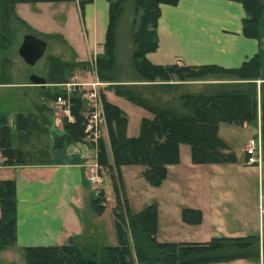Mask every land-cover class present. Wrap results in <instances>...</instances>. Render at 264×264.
Wrapping results in <instances>:
<instances>
[{
	"label": "trees",
	"instance_id": "1",
	"mask_svg": "<svg viewBox=\"0 0 264 264\" xmlns=\"http://www.w3.org/2000/svg\"><path fill=\"white\" fill-rule=\"evenodd\" d=\"M2 1V2H1ZM0 1V52L11 45V14L18 2L74 1V0H1ZM109 3L108 25L103 51L95 56L97 77L101 81H117V28L128 0H107ZM244 5L246 16L243 19V33L248 37L262 36L264 2L262 0H237ZM81 4L84 1H80ZM178 0H134L132 19L131 55L132 67L144 81H165L197 79L215 73H230L250 80L254 93L239 89L220 90L211 94H186L184 107L187 112H176L171 108L160 107L136 94L130 85L115 84L114 91L152 112V117H143L138 136L127 134V115L117 104L102 94L106 128L111 147L110 160L104 138L96 147V162L100 172L105 167L111 172V179L117 199L113 207L117 245H104L100 253L91 245L78 246L73 240L64 244L28 245L21 248L26 264H207L228 262L236 259H260L264 233L244 236L213 235L207 241H159L157 239L158 203L153 202L139 212L132 213L123 192L124 184L121 167L127 164H140L144 167L143 176L153 186H159L167 176L168 166L180 162L179 146L189 144L194 163H223L235 161L236 153L220 137V122L243 124L257 117V86L260 77L259 55L245 60L240 66L226 68L217 64H155L147 53L158 47L157 25L160 5L176 4ZM139 16V18H137ZM48 87L42 89L47 100H55L60 88L51 87L68 80L69 73L76 63L58 56L49 55ZM78 65H87L82 62ZM264 82L262 83V86ZM256 89V90H255ZM83 90L71 94V114L74 120L62 117V131L54 136L47 147L25 149L33 130L49 132V119L41 121L31 113L18 112L15 126L8 123L7 116L0 113V153L3 164L21 165L28 163H49L53 151L66 144L82 142L85 135L87 112ZM43 109L44 104H40ZM262 113V152L264 161V99ZM94 146V145H93ZM264 189V182H263ZM105 192L99 190L90 198V207L101 214L105 207ZM182 220L199 224L202 220L200 209L183 207ZM17 199L16 181L13 178L0 179V251L16 243ZM131 240V244H130ZM134 254L133 255V251Z\"/></svg>",
	"mask_w": 264,
	"mask_h": 264
},
{
	"label": "crops",
	"instance_id": "2",
	"mask_svg": "<svg viewBox=\"0 0 264 264\" xmlns=\"http://www.w3.org/2000/svg\"><path fill=\"white\" fill-rule=\"evenodd\" d=\"M80 1L82 0H74L72 3H75L81 12L79 15L86 31L89 61L103 49L109 19V4L107 0H83V4ZM129 2L133 6L134 0L125 3L123 14ZM160 10L157 25L158 47L147 53L151 62L162 65L217 64L234 68L258 54L260 77L256 83L260 102L261 86L264 82V38L244 35L243 19L246 11L241 2L178 0L174 5L161 4ZM15 14L14 19L22 22L31 21L29 19L37 21L33 12L27 13L23 8L16 10ZM131 42L128 48L129 55L132 50ZM122 43L119 36L116 58ZM119 68L117 59V70ZM93 73L92 78L87 76L82 78L77 73L76 75L79 80L86 78L89 79L87 81H91L97 79L94 69ZM118 81L129 84L125 78H118ZM215 83L220 81L186 82L185 85L196 84L204 88L205 85L211 86ZM30 84H32L31 80L18 83L24 88ZM134 84L135 82H132L131 85ZM49 85L53 84L49 83ZM49 85L43 86L42 89ZM115 95L118 94L106 87L105 96L109 101L114 102L112 96ZM152 116L153 114L149 117ZM261 119L259 103L258 118L253 122L244 124L220 122L218 133L235 151V161L194 163L189 144L181 143L180 163L168 166L166 179L170 176L178 179L176 175L179 173L178 168H181L179 178L187 183L186 190L188 189L192 196L185 204L178 207L180 212L183 207L200 209L202 212V220L197 224L198 228H201L198 229L201 235L198 241L208 240L212 235L244 236L258 233L262 236L264 233V161L260 165L245 163L246 147L252 142L262 145ZM55 124L62 127L57 120ZM105 132L107 134V130H104ZM127 134L131 136L128 132ZM109 148L110 152L108 149L107 151L112 161L110 143ZM96 156V148L82 141L57 148L53 151L49 163L0 165V168H5L7 171L5 175H0V179H15L17 199L16 243L0 251V258L11 248L22 252L21 248L24 246L64 244L69 240H73L81 247L88 245L96 246L98 249L103 247L100 244L102 242L96 238L97 233L100 232L96 225L98 221L92 217L101 214H97L90 207V198L97 192L94 190L93 193V187L87 176L90 165L96 162ZM226 193L229 196H224ZM82 211H87L90 223L83 221ZM245 261L236 259L219 264H245ZM257 262L264 264V245L261 246L260 259Z\"/></svg>",
	"mask_w": 264,
	"mask_h": 264
},
{
	"label": "rangeland",
	"instance_id": "3",
	"mask_svg": "<svg viewBox=\"0 0 264 264\" xmlns=\"http://www.w3.org/2000/svg\"><path fill=\"white\" fill-rule=\"evenodd\" d=\"M262 1L264 2V0ZM22 8L26 10L27 13L33 12L37 21L29 19L32 22H22V20H16V18L14 19V15H16L15 11L18 9L22 10ZM133 8L134 3L133 6H131L129 2V4L126 5V10L123 14L121 24L119 21L117 28V41L120 36L123 42L119 46L117 52V59L120 64V68L115 72L117 81H102L104 85L101 86V92L104 95L106 87L111 88L114 91L115 84H124L119 82L118 78H125L126 81L128 80L127 83H129L126 85H130L136 94L144 97L149 102L160 107L171 108L176 112L185 113L187 112V109L184 107L183 96L186 94H211L220 90L234 89L246 91L250 94L254 93L250 80L240 78L230 73H215L197 79H187L182 81L172 80L169 82H152L140 79L132 67L131 59L133 51V43L131 42L133 30ZM79 13H81L80 10L77 8L75 3H72V1H40L38 3L24 2L23 4L18 2L14 5L12 12L13 16L11 17L10 24L13 32L12 42L8 49L0 52V113L7 116L8 123L12 127L15 126V115L18 112L26 114L31 113L36 119L38 118L39 121H41L43 117H48L50 122L48 126L49 132L47 133L33 130V133L28 138V141L23 144V148L25 149L32 150L49 146L54 136H58V134L62 131V127L56 125L55 122L57 120V123L62 126L63 114L53 100H47L43 95L41 90L45 85L32 83L24 88L23 86L18 85V83L29 81L31 75L33 74L44 77L47 82V73L49 69L47 57L49 55H55L61 57L62 59L72 60L76 63L77 66L69 73L68 80L79 81L78 76L82 78L86 76L92 78L94 76L93 69H91V65L94 63V60L92 58L88 61L90 52L87 45L88 42L85 37L86 31ZM137 18H139V16H137ZM261 26L262 36H264V18ZM39 29L41 31H39ZM32 33L41 36L47 41V48L44 55L40 57L34 65L28 64L19 54V48L25 35ZM130 42L132 43V50L129 55L128 48ZM82 62L85 64L87 63L88 66L86 65L87 67L84 68L83 65H78V63ZM73 76H77V78ZM80 80L87 81L89 79L84 78ZM206 80L220 81V83H215L211 86L205 85L204 88H202L203 86H198L196 84L185 85L186 82ZM132 82H135V84L131 85ZM47 83L48 84L46 85H49L50 82ZM148 83L155 84L152 85ZM56 87L59 86H52L51 90L54 91ZM261 87L260 102L258 101V87H255L257 89V117L252 121H248V123L253 122L258 118V105L260 103L261 106L264 99V85ZM82 88L84 91H87V88H84V86H82ZM78 90H81V88H78ZM112 98L114 100L113 103H118L120 105L118 106L122 108L127 115V132L131 136H138L142 118L146 115L147 117L151 116L152 112L125 96L115 95L114 97L112 96ZM40 104H44L47 107L44 106L42 109ZM103 138L105 140L106 147L110 152L106 132L103 133ZM0 158H3L1 153ZM180 169L181 168H178L179 173L176 175L178 176V179H174L170 176L167 179L165 178L159 186H153L143 176L142 171L144 170V167L142 165L127 164L121 167L124 184L123 192L132 213L141 211L153 202L158 203L157 239L159 241L194 242L201 238L199 233L200 230H198L201 228H198L197 224L183 221L181 212L178 209V207L185 204L188 199L192 197L190 191L188 189L186 190L187 183L183 179L179 178L181 175ZM111 172L112 171L107 170L105 167L102 169L103 182L101 186L95 190L98 192L102 189L105 192V207L101 215H92V217L98 221V224L96 225L97 228L100 229V232L97 233L98 237L96 238L102 242L100 243L102 246L117 245L118 243L114 223L115 217L113 213V207L116 205L117 199L111 179ZM6 173L7 171L5 168H0V175H5ZM89 192L87 189V193ZM93 193H95L94 189ZM224 196H229V194L226 193ZM81 216L84 222L90 223L89 218L87 217V211H82ZM204 229L205 228H203V230ZM212 237L213 235L210 236L208 240ZM94 247L98 250V253H100L98 247ZM11 249L1 256L0 260L2 263L0 264H26L23 253L21 251ZM132 252L133 255H135L134 250ZM244 260H246L245 264H258L257 258ZM135 262L138 264L136 259Z\"/></svg>",
	"mask_w": 264,
	"mask_h": 264
},
{
	"label": "built area",
	"instance_id": "4",
	"mask_svg": "<svg viewBox=\"0 0 264 264\" xmlns=\"http://www.w3.org/2000/svg\"><path fill=\"white\" fill-rule=\"evenodd\" d=\"M61 88L54 102L57 107L61 110L63 116H66L69 120L73 121L74 117L71 114V94L81 88H87V91L83 93V99L85 100V109L87 112V119L85 124V135L84 142L97 145L100 138L103 137L104 130L106 128V119L103 110L101 86L103 82L98 79L91 81H78L71 80L58 84ZM96 148V147H95ZM246 161L247 165H260L263 159L262 145L250 143L246 149ZM3 163V159L0 158V165ZM88 180L90 181L94 189H98L103 182V176L100 172L99 165L97 162L90 165L88 171Z\"/></svg>",
	"mask_w": 264,
	"mask_h": 264
},
{
	"label": "water",
	"instance_id": "5",
	"mask_svg": "<svg viewBox=\"0 0 264 264\" xmlns=\"http://www.w3.org/2000/svg\"><path fill=\"white\" fill-rule=\"evenodd\" d=\"M47 48V41L34 34H26L19 48V54L31 65H34L42 57ZM30 80L34 84L46 85V79L42 76L33 74Z\"/></svg>",
	"mask_w": 264,
	"mask_h": 264
}]
</instances>
